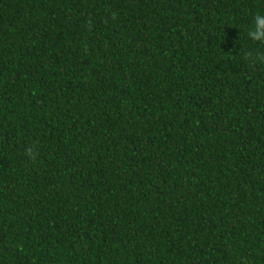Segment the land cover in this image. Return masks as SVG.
Masks as SVG:
<instances>
[{"label": "trees", "instance_id": "16d2710c", "mask_svg": "<svg viewBox=\"0 0 264 264\" xmlns=\"http://www.w3.org/2000/svg\"><path fill=\"white\" fill-rule=\"evenodd\" d=\"M257 13L0 0V264H264Z\"/></svg>", "mask_w": 264, "mask_h": 264}, {"label": "clouds", "instance_id": "9594fccd", "mask_svg": "<svg viewBox=\"0 0 264 264\" xmlns=\"http://www.w3.org/2000/svg\"><path fill=\"white\" fill-rule=\"evenodd\" d=\"M253 27L248 31L247 36L253 42L264 44V15L257 13L254 18ZM252 53L249 52V55ZM259 58L264 61V54L259 55Z\"/></svg>", "mask_w": 264, "mask_h": 264}]
</instances>
